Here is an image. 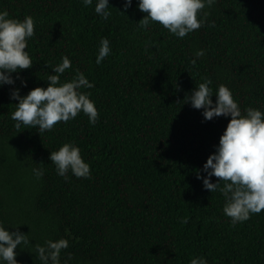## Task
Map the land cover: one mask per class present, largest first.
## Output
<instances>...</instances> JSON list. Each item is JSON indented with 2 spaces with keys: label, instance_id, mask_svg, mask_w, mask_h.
Here are the masks:
<instances>
[{
  "label": "trees",
  "instance_id": "1",
  "mask_svg": "<svg viewBox=\"0 0 264 264\" xmlns=\"http://www.w3.org/2000/svg\"><path fill=\"white\" fill-rule=\"evenodd\" d=\"M122 2L108 0L105 20L93 11L95 0H0L9 17L34 21L25 49L32 66L0 86V225L30 243L18 245L14 258L41 264L31 245L64 237L60 260L68 264H188L194 256L208 264H264V210L231 224L222 194L196 178L230 117L204 120L184 101L208 78L213 101L225 84L242 114L247 107L264 112V0H215L197 13L203 24L182 38L157 22L144 27L136 0L127 10ZM101 37L110 53L97 65ZM198 49L203 56L195 57ZM62 56L71 66L61 82L77 69L93 82L81 91L95 102L96 123L81 112L38 133L14 127L11 90L23 96L46 87ZM69 141L89 164L88 178L69 172L65 180L48 160ZM33 168L44 174L37 179Z\"/></svg>",
  "mask_w": 264,
  "mask_h": 264
},
{
  "label": "clouds",
  "instance_id": "2",
  "mask_svg": "<svg viewBox=\"0 0 264 264\" xmlns=\"http://www.w3.org/2000/svg\"><path fill=\"white\" fill-rule=\"evenodd\" d=\"M215 0H136L135 7L145 15L139 20L144 27L150 22H157L169 33L182 38L187 33L198 29L203 20L197 13L205 6H211ZM82 4L92 5L93 0H82ZM132 0H123L121 8L127 10ZM108 0H95L93 11L101 18L110 15ZM113 8V7H111ZM115 9V8H114ZM120 12V11H119ZM207 16V12L203 13ZM34 21L31 16L23 19L9 17L6 9L0 10V86L13 85L10 73L30 68L32 58L25 50L28 38L33 36ZM110 53L109 41L106 37L99 40L95 63L99 65ZM204 55V49H198L195 57ZM195 64V58L190 60ZM71 66L67 56H62L60 63L54 65L48 74L46 87H34L23 96L19 89L13 88L10 98L17 101L11 113L15 121L14 127L21 124L34 127L38 132L50 130L57 122H66L83 113L90 124H95L98 116L95 102L90 99V93L81 89L94 86L83 72L75 70V75L66 81H60V75ZM211 80L204 78L195 86L190 95H185L184 101L192 108L201 109L204 120L214 117H230L214 151L210 153L196 173V178L202 182V187L210 193L219 191L224 203L222 211L230 219L231 224L247 220L252 213L264 210V112L258 108L247 107L243 110L234 100L231 90L225 84H219L215 90V101L210 99L213 90L209 85ZM21 86L25 81L21 80ZM48 160L55 167L56 174L68 179L70 172L75 177L88 178L90 166L80 155V148L73 142H64L56 150L48 152ZM204 176H200V172ZM33 175L39 179L44 173L42 168H33ZM217 177L216 182H210V177ZM221 181L223 182L221 185ZM187 217L181 218V223ZM30 245L27 234L18 230L8 231L0 225V264H18L14 258V249L19 245ZM35 248L41 264H68L61 262L60 251L68 247V240L60 237L56 240H46L43 245H31ZM71 259V253L67 254ZM188 264H208L203 256H194Z\"/></svg>",
  "mask_w": 264,
  "mask_h": 264
}]
</instances>
